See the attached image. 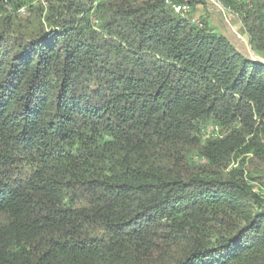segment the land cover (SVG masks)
I'll list each match as a JSON object with an SVG mask.
<instances>
[{"label": "trees", "instance_id": "1", "mask_svg": "<svg viewBox=\"0 0 264 264\" xmlns=\"http://www.w3.org/2000/svg\"><path fill=\"white\" fill-rule=\"evenodd\" d=\"M206 2L0 0V264H264V62Z\"/></svg>", "mask_w": 264, "mask_h": 264}, {"label": "rangeland", "instance_id": "2", "mask_svg": "<svg viewBox=\"0 0 264 264\" xmlns=\"http://www.w3.org/2000/svg\"><path fill=\"white\" fill-rule=\"evenodd\" d=\"M38 1H40V3L44 4L45 0H24V4L23 6H21L20 8H25L26 11L27 9L29 10L31 7L34 8L38 3ZM9 10V7H7ZM224 11V9L222 8V6L218 3L217 0H207V2L205 4H201V3H197L195 5V7L193 9L190 10V12L188 13L190 18L192 17H198L199 21H204L208 24V26H210L213 22L217 25H220V23L222 22V18L226 19L227 22V28L225 30V28L223 29V31L226 33H230L231 35H234L236 38H238L239 42L241 43V48L243 50V52H246L248 54H252L253 52L250 49V44L248 43L247 39L245 36H243L241 34V32H239L237 25H234L231 23V19L228 18V16L225 13H222ZM16 12L19 14L20 18H25L26 15H23L21 9L16 10ZM224 16H222V15ZM225 22V20H224ZM96 21L93 20V25L94 27H96ZM231 24V25H228ZM223 27V26H222ZM230 29V30H229ZM215 132H218V129L215 130ZM250 165L253 162H249ZM249 168H252L250 170H254V166L253 164L250 166ZM230 166V165H229ZM229 168V167H228ZM258 171L264 176V162L258 164ZM258 176V175H255ZM255 181H258L259 184H263L264 182V177L258 176L255 178ZM250 186H252V182H249ZM256 183H253V186H255ZM252 186V187H253Z\"/></svg>", "mask_w": 264, "mask_h": 264}, {"label": "built area", "instance_id": "3", "mask_svg": "<svg viewBox=\"0 0 264 264\" xmlns=\"http://www.w3.org/2000/svg\"><path fill=\"white\" fill-rule=\"evenodd\" d=\"M168 3H170V2H168ZM171 5L176 12H180L183 15L189 11V5L186 2H184L182 4H177V5L171 4ZM21 11L23 12V8H21ZM198 25H200V24H198ZM210 129H211V127L208 128V130H210ZM247 155H248V157L251 156V154H247ZM236 165H237V161H232L229 167H235ZM252 190L254 192H257L260 195H264V186L263 185H259L256 183L255 186H253Z\"/></svg>", "mask_w": 264, "mask_h": 264}, {"label": "water", "instance_id": "4", "mask_svg": "<svg viewBox=\"0 0 264 264\" xmlns=\"http://www.w3.org/2000/svg\"><path fill=\"white\" fill-rule=\"evenodd\" d=\"M251 56H253V58L254 59H257V60H259V61H261V62H264V58H260V57H258V56H256L255 54H250Z\"/></svg>", "mask_w": 264, "mask_h": 264}]
</instances>
